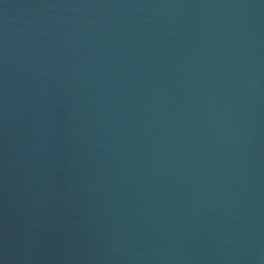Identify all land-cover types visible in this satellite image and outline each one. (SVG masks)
I'll list each match as a JSON object with an SVG mask.
<instances>
[{
	"label": "water",
	"instance_id": "obj_1",
	"mask_svg": "<svg viewBox=\"0 0 264 264\" xmlns=\"http://www.w3.org/2000/svg\"><path fill=\"white\" fill-rule=\"evenodd\" d=\"M0 264H264V0H0Z\"/></svg>",
	"mask_w": 264,
	"mask_h": 264
}]
</instances>
